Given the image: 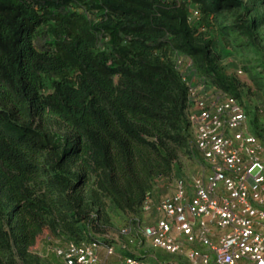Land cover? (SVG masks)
<instances>
[{
    "label": "trees",
    "instance_id": "obj_1",
    "mask_svg": "<svg viewBox=\"0 0 264 264\" xmlns=\"http://www.w3.org/2000/svg\"><path fill=\"white\" fill-rule=\"evenodd\" d=\"M263 43L264 0H0V264H42L45 232L49 264L68 242L144 262L120 231L132 244L148 195L190 180L180 155L201 163L176 59L237 101L264 148L221 66L251 55L237 74L264 95Z\"/></svg>",
    "mask_w": 264,
    "mask_h": 264
},
{
    "label": "built area",
    "instance_id": "obj_2",
    "mask_svg": "<svg viewBox=\"0 0 264 264\" xmlns=\"http://www.w3.org/2000/svg\"><path fill=\"white\" fill-rule=\"evenodd\" d=\"M194 18L198 15L193 14ZM175 69L188 87L193 145L201 173L189 181L171 179L172 194L157 203L148 195L145 217L156 223L139 231L155 249L184 256L188 264H264V162L260 142L246 129V116L236 100L204 85L193 64L176 59ZM159 218V219H158ZM221 234L214 239L211 229ZM123 229L120 235L129 236ZM199 244L201 252L185 246ZM59 264H105L113 249L95 243L68 242L50 248ZM122 264H147L125 258Z\"/></svg>",
    "mask_w": 264,
    "mask_h": 264
},
{
    "label": "rangeland",
    "instance_id": "obj_3",
    "mask_svg": "<svg viewBox=\"0 0 264 264\" xmlns=\"http://www.w3.org/2000/svg\"><path fill=\"white\" fill-rule=\"evenodd\" d=\"M227 52H228L227 57L223 59L221 66H223V68L226 69L228 75L232 74L239 82L240 84L239 93L241 96V101L250 112L249 119L251 118V115L254 114L258 122L264 127V95H262V93L255 88V85L247 78L245 74H241V75L237 74V72L241 70L239 69V67H241L242 64L248 63V61L252 63V61H254V58L249 54L247 56L246 54H242V53L237 54V57H235L232 56V54H230L231 52L229 50H227ZM246 129L247 131H249L248 122L246 123ZM261 143L263 142L261 141ZM262 158L264 160V148H262ZM177 164L179 167V172L186 179L195 178L199 176L201 173V169H202L201 164L189 160L184 155H180ZM166 184L167 186H170L168 183ZM160 186L156 190L157 192L160 193L161 191L164 192V190L167 188V187L165 188L163 184H160ZM145 218L146 217H144V219ZM150 219H155V216L150 217ZM48 235L49 234L45 232L39 239H37L34 247L31 249V253L33 255H36L38 253L37 250H39L40 248V244H41L40 242L46 240L48 238ZM109 237L114 240L119 239L118 233H116V231H114V234L110 233Z\"/></svg>",
    "mask_w": 264,
    "mask_h": 264
},
{
    "label": "crops",
    "instance_id": "obj_4",
    "mask_svg": "<svg viewBox=\"0 0 264 264\" xmlns=\"http://www.w3.org/2000/svg\"><path fill=\"white\" fill-rule=\"evenodd\" d=\"M247 132L250 134L249 131H247ZM262 160H263V158H262ZM263 162H264V160H263ZM162 184L165 188L166 187L167 188L164 190V192L161 191V193L157 192L156 190L153 192L152 197H154L155 203H157L162 198H164L168 195H171L173 192L171 187L167 186L166 183H162ZM155 219H156V216H155ZM155 219H150V217H146L144 219L145 224H143V225L154 224V223H156ZM211 231H212V236L214 237V239L217 238V236L221 234L220 231H217L214 228H212ZM133 238L134 239H132V240H134V242L132 244H128V242L131 240V236H128V238L122 237L120 240H123V242L126 243L127 246L132 247L131 248L132 253L137 254V255L140 254L141 256L146 257L144 262L147 264H165L166 262L170 263V264H188V262L184 256L171 255V254H168L161 249L152 248L150 246L149 242L145 241L141 235L137 236V234H134ZM190 248L196 249V250L201 251V252L205 251V248H203L199 244H194L192 246H185V250H187V249L189 250ZM37 252L38 253L36 254V256L41 258L42 264H49V262L45 260V252H43L41 250V247L39 248V250H37ZM124 254H127V253H124ZM126 257L127 256H125L121 253H116L115 256L106 259L103 251L99 252V258H100L101 262H103L105 264H122L123 260ZM51 263L52 264H58V260L56 258H53V260H51Z\"/></svg>",
    "mask_w": 264,
    "mask_h": 264
}]
</instances>
